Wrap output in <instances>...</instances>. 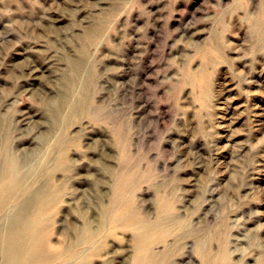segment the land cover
<instances>
[{
	"label": "rangeland",
	"instance_id": "obj_1",
	"mask_svg": "<svg viewBox=\"0 0 264 264\" xmlns=\"http://www.w3.org/2000/svg\"><path fill=\"white\" fill-rule=\"evenodd\" d=\"M0 40L3 249L264 264V0H0Z\"/></svg>",
	"mask_w": 264,
	"mask_h": 264
},
{
	"label": "bare ground",
	"instance_id": "obj_2",
	"mask_svg": "<svg viewBox=\"0 0 264 264\" xmlns=\"http://www.w3.org/2000/svg\"><path fill=\"white\" fill-rule=\"evenodd\" d=\"M3 192L4 194L0 196V198H3L0 199V203H2L3 200L5 201V198H8V195H6L7 191L5 190ZM122 197L123 195L121 193L120 197L117 200L116 211H114V213L110 211L109 213H107L108 216L109 214H112L111 218H114L115 222H121L122 220L124 221L127 219L126 211H128L129 208L128 205H126V203L124 202V199H122ZM120 202L121 205H118V203ZM0 206H3V204H0ZM14 220L15 221L12 222L11 225L9 236L4 239V242L8 244V247L6 249H3L2 238H0V255L4 254L8 260L7 262H12L13 264H84L82 260L83 256L81 254H76L72 252H61L57 253L58 255L55 257L49 255L45 252L44 247L41 244V240L38 237L32 236V234H30L31 231H33V225H30L28 229L24 231V233H22L18 231L17 228L18 226H20L19 218L17 217ZM137 223L133 222L132 227L139 228L141 223L138 221ZM18 238H20V243L19 246H16L17 248H15L16 240H18ZM96 239L97 237L91 233L87 234L86 236V240L89 243H94ZM146 247L147 246L145 243H142L140 246V248ZM152 261V258L145 254L139 255L137 259L138 264H152Z\"/></svg>",
	"mask_w": 264,
	"mask_h": 264
}]
</instances>
